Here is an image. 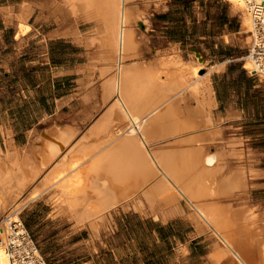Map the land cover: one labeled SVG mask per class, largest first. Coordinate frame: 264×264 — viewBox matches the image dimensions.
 <instances>
[{"label": "crops", "instance_id": "crops-1", "mask_svg": "<svg viewBox=\"0 0 264 264\" xmlns=\"http://www.w3.org/2000/svg\"><path fill=\"white\" fill-rule=\"evenodd\" d=\"M194 1L193 24L199 26L198 37L203 44L190 43L192 33L189 27L193 26L190 20L186 24L187 40L180 41L174 37L175 32L184 26L173 17L175 9L149 10L147 6H136L135 14L141 13L147 23L143 19L132 22L135 45L124 53L122 61L128 66L140 62L142 66L156 64L160 67L163 63L162 66L174 68L171 64L180 61L188 65L196 62L195 52L198 50L204 61L202 63L198 59V63L204 68L206 65L218 67L210 72L207 81L203 80L213 90L215 107L211 114L217 118L218 126L202 129H216L219 137L209 140L206 136L191 141L179 138L164 145L146 147L156 160L157 156L163 157L168 151L175 150L179 166L180 151L198 153L200 158L217 148L230 152L235 170L243 164L249 167L247 170L254 168L261 172L248 182L243 193L237 192L251 194L252 204L257 205L259 201L254 195L259 193L260 184L255 182L264 178V169L260 165L264 161V79L249 74L246 66L244 68V59L251 46L250 33L243 28L242 14L227 5V0ZM212 1L215 3L213 13ZM55 10L58 9L52 5L41 10L36 1L25 0L18 5L5 6L0 19L3 23L0 27V147L13 150L29 145L35 132L46 130L51 125H71L80 131L72 145L40 178L45 182L44 194L33 200L37 205L42 198L43 204L42 235L38 233L36 236L39 246L34 241L40 254L47 264H211V247L206 239L202 240L203 236L196 235L190 210L208 209L216 203L212 187H218L223 175L220 173L218 178L202 169L178 170L173 178H169L174 189L167 193L158 168L141 174L138 182L134 183V188L140 187L141 190H134L133 185L127 182L115 181L105 152L94 155L98 147L106 145L102 138L85 137L87 130L97 123L115 100L112 97L102 105L103 85L116 73L115 63L106 64L104 61L106 49L103 44L108 42L104 40L107 35L103 37L102 30L98 29L93 35L94 41H90L87 36L89 28L81 29V25L88 23L79 20L80 23L78 21L74 27L84 32L79 39L73 35L74 30L67 33L61 21L56 22ZM212 14L219 19L220 27L214 34ZM21 21L30 26L25 32V29L21 30ZM213 47L217 51H213ZM102 67L107 69L104 76H101ZM209 69L201 71L207 74ZM89 152L92 157L88 158V154L83 158ZM66 156L67 160L64 159ZM76 160L85 162H80L75 170V173L80 171L76 176L82 181L75 186L67 184L69 186L62 185L58 189L53 185V169L63 161L59 170H66L69 176V165ZM34 185L25 194L30 195L36 187ZM134 192L141 196L139 211L127 205ZM166 195L169 196L165 198ZM169 197L172 198L170 203L167 201ZM219 199H222V204L227 203L226 197ZM153 204L157 209L172 206L177 209V214L168 218L153 216L149 213ZM20 217L31 236V202ZM133 224L155 227V235L152 239H133ZM193 227L194 232L190 234ZM164 231L172 233V236L161 234Z\"/></svg>", "mask_w": 264, "mask_h": 264}, {"label": "bare ground", "instance_id": "bare-ground-1", "mask_svg": "<svg viewBox=\"0 0 264 264\" xmlns=\"http://www.w3.org/2000/svg\"><path fill=\"white\" fill-rule=\"evenodd\" d=\"M133 1L101 0L97 4L95 0H64V6L53 13L57 17L56 22L60 23L61 21L65 26L66 30H64L65 28L63 30L67 33L74 30L73 35L79 39L83 37L84 33L74 28L79 20L91 23V29L87 30L90 41H94L95 31L101 29L102 36L107 35L104 40H108V42H104L106 45L103 44L106 49L104 61L106 64L115 63L116 65L115 75L103 85L105 95L102 105L108 103L112 97L117 99L98 119L97 123L87 130L85 137L102 138V143L106 145L98 147V151L94 155L105 152L107 155L105 157L110 162L108 165L113 179L133 185L134 190L140 188H134V183L142 176L141 174L145 175L146 171H150V169H159L163 176V187L166 193L174 189L169 178H173L178 170L184 172L189 169H202L217 177L221 173L220 175L223 177L220 180L217 179L220 181L218 184L212 181L218 186L217 188L212 187L216 203H213L208 209L190 210L196 235L213 233L215 244H213L214 247L209 256L211 264H264V221L259 209L247 204H238L237 206L232 203L222 204V199H219L220 197L229 199L237 192H244L248 182L261 175V172L251 167L250 170H247L249 167L243 166V164L240 169L235 170L232 167V154L218 148L213 152L206 153L202 158L198 156V153L194 155V153L180 151V166L175 157V154H178H174L175 150L171 152L174 155L168 151L163 157L157 156V160L153 159L148 152L146 145H160L171 142L173 139L182 138L181 141L189 139L191 141L208 136L207 139L215 140L218 135L216 129L204 130L202 128L218 126V121L211 114V109L215 107L212 87L209 83L203 82L204 79L206 81L209 79L208 75L212 69L207 74L201 75L199 71L203 64L197 61L189 65L183 61L171 64V66L174 65V68L162 66L163 63L160 64L161 66L159 65L160 67H156V64V66L152 64L142 66L140 62L128 66L125 61H122L124 53L135 45L132 22L144 18L140 16L141 13L136 12L137 15L135 14L134 10L136 11L138 7L132 6ZM227 1L234 10L242 13L243 28L246 33H250L248 39L252 46L254 37L251 35V31L254 20L246 9V0ZM248 1L249 3L255 2V0ZM42 6H40L42 9L48 7L46 3ZM106 16L113 19L109 22L98 19V17ZM134 17L136 18L134 19ZM143 21L147 23L145 19ZM262 23H264V19ZM195 53L203 63L201 54ZM245 66L246 70L253 74L255 68H259L258 64L256 66L254 60L248 56L244 59V68ZM261 66V69L264 68V60ZM101 71V76H104L107 69L102 67ZM260 76L264 77L263 74ZM192 102L195 103V110H191V107L187 111V105ZM184 104L187 106L185 108L189 117L187 120H183L180 118L182 115H178L181 112L180 106ZM183 112H185L184 108ZM79 132L78 128L71 125H52L46 130L35 132L32 135L31 143L23 148L12 150L8 147L6 153L3 154L0 147V216L6 215L0 226V264H46L20 218V214L26 206L44 194V180L42 179L31 194L26 199L24 198V201L21 198L28 188L40 180L45 171L61 157L74 139L76 140ZM90 153L84 154L83 158H87ZM91 157L90 154L88 158ZM82 161L76 160L70 163L69 171L67 170L70 172L69 176L65 173L66 170H59V165L63 161L59 162L53 169V185L59 189L62 185L80 184L82 180L76 176V173L80 171L75 173V170ZM213 179L216 178L213 177ZM143 196L145 197V195ZM168 196L166 195L165 198ZM140 197L139 193H132L127 205H130L132 210L135 208L136 211H139ZM171 199L169 197L167 201L169 202ZM150 209L149 213L156 217L168 218L177 214V209L172 206L157 209L153 204Z\"/></svg>", "mask_w": 264, "mask_h": 264}, {"label": "rangeland", "instance_id": "rangeland-1", "mask_svg": "<svg viewBox=\"0 0 264 264\" xmlns=\"http://www.w3.org/2000/svg\"><path fill=\"white\" fill-rule=\"evenodd\" d=\"M22 1H25V0H0V19L2 17L1 16V10H3V8L5 6L18 5ZM34 1L37 2V6L41 10H43L42 9V7H43L42 4L45 5V3L48 5V7L46 6L47 8H50L51 5H52V7H54L55 9H58V10L61 7L64 6L63 5L64 4V0H34ZM95 1H96L97 4L99 2H101V0H95ZM213 1L211 3L212 13L214 12V9H215V3ZM194 2H195L194 0H134L132 2V6H134V7H136V6H141V7L142 6H147V8L149 10H152V9H156L157 8V9H160V10H163V11L175 9V12H174L173 17L175 18V20L177 19L180 22L181 25L184 24V26L183 27L181 26V28H179V30L175 32L174 37L179 38L180 41H186L187 40L186 24H187V22L189 20L192 21V24L194 23L193 22V20L195 18V13H194V11H195L194 10L195 3ZM227 3H228L227 5L231 6V4L229 2H227ZM40 6H42V7H40ZM46 7H44V9H46ZM227 9H228V7H227ZM53 13H54V11H53ZM212 16L213 17H212V25H211L212 28L211 29H212V34H214V31H216V29H218L220 27H219V19L214 14H212ZM102 19L107 20L109 22L113 18L112 17H103ZM86 23H88V24L81 25V29L82 30H87L88 28L91 29V27H92L91 23H89V22H86ZM2 25H3V23L0 20V27ZM20 27H21V30L25 29V30H23V32L27 31L30 28V26L27 23L23 22V21H21ZM190 29H191V33H192L191 34L192 37H190V43H192V45L199 44V43L203 44L202 42H200L199 37H198V35H200L199 26L197 24L196 25L193 24V26H190L189 27V30ZM196 37H197V39L194 40V38H196ZM249 43H251V42L249 41ZM212 49H213V51H217V50H215L214 47ZM196 61H199V60L197 59ZM206 66H207L206 68H210L208 71H210L212 69L211 70V73L213 71H215V70L218 69V67H210V65H206ZM206 68H204V65H203L202 69H200L199 72H200L201 75L205 74L201 70H205ZM249 74L253 75V73H250V72H249ZM255 75H258V74H255ZM261 78L264 79V77H261ZM162 83H165V82H162ZM114 99H115L114 101H116L117 98L115 97ZM190 105L188 104L187 105L188 107L185 106V104L182 105V106H180L181 112H179L178 115L179 116L182 115L180 118H182L183 120H187L189 118L187 116V111L189 109H191V107H192L191 110H193V111L195 110V108H194L195 105H192V103H190ZM183 106H185V107H183ZM183 108H184V111L185 112H183ZM185 108L187 109V111L185 110ZM180 113H182V114H180ZM249 133H251V131H249ZM262 134L264 135V130H263V133ZM1 148L3 150V154H5L7 150L4 147H1ZM21 148H23V147H21ZM260 165H261V168L264 169V161L261 162ZM41 181L42 180L40 179L39 182L41 183ZM39 182H36L34 186H37V184L39 185L40 184ZM255 183L260 184L259 185L260 186L259 193H257V194L254 195L256 197L255 200L256 201H259V204L260 205L259 204H257V205L252 204V198L250 196L251 194H246V193L245 194H241V193L238 194L237 193L233 197H231L232 199L231 198H229V199L227 198V203L228 204L229 203H232L235 206H237L238 204L239 205L240 204H247L249 206L254 205L257 209H259V213L262 215V220L264 221V219H263L264 218V216H263L264 215V178L260 179V181H257ZM32 188H31V190H32ZM28 196L29 195L24 194L22 196L21 200L24 201ZM39 201H41V202L38 203L37 205L33 204V201L31 202V238L37 244H38V242L36 240V236H37L38 233H40L42 235V228H43L42 227V224H43V218H44L43 217L44 216V213H43L42 198ZM5 216L6 215H3V214L0 216V226H1V223L4 220ZM180 229H183V227H180ZM155 230H156L155 227L140 226V225H137V224H133L131 226L132 238L133 239H136V238H145L146 237V239H152L153 238L152 236L155 235ZM193 232H194V227L190 231V234H192ZM161 234H163L165 236H169V234H170L172 236V233H166V231L162 232ZM212 235H213V233H211V234L208 233V234H205V235H201V236L204 237L202 240L206 239L207 240V243H208L207 245L210 246L211 249H213V247H214L213 244H215V242H214L215 241V239H214L215 237L212 236ZM181 236H183V235H181ZM38 246H39V244H38Z\"/></svg>", "mask_w": 264, "mask_h": 264}, {"label": "built area", "instance_id": "built-area-1", "mask_svg": "<svg viewBox=\"0 0 264 264\" xmlns=\"http://www.w3.org/2000/svg\"><path fill=\"white\" fill-rule=\"evenodd\" d=\"M246 3V9L254 20L251 31V35L254 37L253 44L247 56L254 60L256 66L257 64L259 66V68H255L254 74L264 75V68L261 69V63L264 60V23H262L264 19V0H255V2L251 3L246 0ZM44 262L46 263L45 259Z\"/></svg>", "mask_w": 264, "mask_h": 264}, {"label": "water", "instance_id": "water-1", "mask_svg": "<svg viewBox=\"0 0 264 264\" xmlns=\"http://www.w3.org/2000/svg\"><path fill=\"white\" fill-rule=\"evenodd\" d=\"M196 52L198 53V50H196Z\"/></svg>", "mask_w": 264, "mask_h": 264}]
</instances>
